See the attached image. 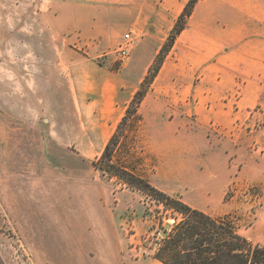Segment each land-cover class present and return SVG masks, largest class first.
Here are the masks:
<instances>
[{"label":"crops","instance_id":"obj_1","mask_svg":"<svg viewBox=\"0 0 264 264\" xmlns=\"http://www.w3.org/2000/svg\"><path fill=\"white\" fill-rule=\"evenodd\" d=\"M187 1L63 0V46L57 60L62 76L63 66L69 70L79 143L97 145L99 132L104 135L119 122ZM124 30L136 39L127 68L138 72L131 77L96 66V54L74 44L90 41L93 50L102 51L118 38L119 43ZM258 105L264 120V0H197L138 108L146 149L159 164L164 153L151 147L157 139L180 147L196 162L184 173L187 182L172 180L165 192L191 204L188 190L223 193L233 176L264 189V124L254 128L255 116L249 115ZM51 126L45 147L49 170L36 177L26 201L27 240L75 243L69 256L82 258L91 249L97 264H163L153 253L132 260L125 250V199L128 191L137 190L116 192L106 220L93 213L63 219V179L70 173L78 193L84 161L74 153V168L63 175V131L56 134ZM84 130L97 131L96 139L84 142ZM254 143L261 153L253 150ZM142 219L143 209L137 208L133 223L139 226ZM63 225L71 232L63 234ZM2 240L0 235V264H10ZM63 254L60 250L58 256Z\"/></svg>","mask_w":264,"mask_h":264},{"label":"rangeland","instance_id":"obj_2","mask_svg":"<svg viewBox=\"0 0 264 264\" xmlns=\"http://www.w3.org/2000/svg\"><path fill=\"white\" fill-rule=\"evenodd\" d=\"M125 32H131L133 42L128 57L122 60L115 53L120 38L102 51L93 50L94 43L90 41L79 40L74 44L79 51L96 54V66L131 77L138 72L127 68L136 39L131 30H124L121 36ZM61 46L63 0H0V235L10 264H97L91 249L82 258L69 256L75 243L27 240L30 223L26 201L33 196L30 190H34L36 177L49 170L50 158L45 147L51 123L56 134L63 131V175L65 169L74 168L71 155L78 153L84 161L78 193L70 173L63 179V219L93 213L100 220H106L110 206L116 202L115 193L128 188L92 165L116 125L109 127L104 135L99 132L102 136L97 145L78 141L79 114L75 94L69 86V70L63 66L62 76L57 60ZM83 132L84 142L95 140L98 134L97 131ZM136 135L134 150L140 158L137 166L155 188L168 194L165 184L170 185L172 180L187 182L184 173L196 163L192 156L181 153L178 146L163 144L162 139H157L151 147L164 153L159 164L146 149V130L142 124ZM200 177L203 179V175ZM127 193L130 196L125 199L128 207L122 230L128 242L125 250L133 260L154 253L164 224L172 225L180 215L140 191ZM186 193L191 204L179 198L182 202L211 215H229L240 234L264 244L261 185L243 183L233 176L223 193L212 190L203 194L189 190ZM137 208L143 209L139 226L133 223ZM68 230L69 226L63 225V234L71 232ZM60 250L64 251L63 257L58 256Z\"/></svg>","mask_w":264,"mask_h":264},{"label":"trees","instance_id":"obj_3","mask_svg":"<svg viewBox=\"0 0 264 264\" xmlns=\"http://www.w3.org/2000/svg\"><path fill=\"white\" fill-rule=\"evenodd\" d=\"M196 1L188 0L183 7L124 114L92 165L108 178H114L121 185L142 192L180 215L152 254L163 264H264V244L240 234L236 222L229 215H211L158 190L137 166L140 158L134 146L141 125L138 108L177 34L184 29Z\"/></svg>","mask_w":264,"mask_h":264},{"label":"built area","instance_id":"obj_4","mask_svg":"<svg viewBox=\"0 0 264 264\" xmlns=\"http://www.w3.org/2000/svg\"><path fill=\"white\" fill-rule=\"evenodd\" d=\"M132 42H133V38L131 32H125L121 38V41L117 44L115 49V53L120 60L128 57ZM262 114H263V108L260 105L250 109L249 115L255 116V121L253 123L254 128L260 127L264 124L262 117H260L262 116ZM253 150L257 151L258 153L261 152V148L259 147L258 143L253 144Z\"/></svg>","mask_w":264,"mask_h":264},{"label":"water","instance_id":"obj_5","mask_svg":"<svg viewBox=\"0 0 264 264\" xmlns=\"http://www.w3.org/2000/svg\"><path fill=\"white\" fill-rule=\"evenodd\" d=\"M170 227H171L170 223L164 224L163 228L161 229V231L159 233L162 238L165 237L166 231L169 230Z\"/></svg>","mask_w":264,"mask_h":264}]
</instances>
